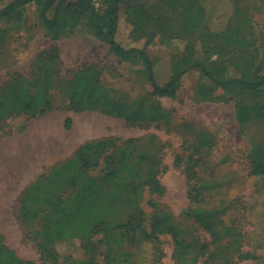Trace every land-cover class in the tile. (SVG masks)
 Here are the masks:
<instances>
[{"label": "rangeland", "instance_id": "1", "mask_svg": "<svg viewBox=\"0 0 264 264\" xmlns=\"http://www.w3.org/2000/svg\"><path fill=\"white\" fill-rule=\"evenodd\" d=\"M94 1L98 12L104 14L108 3ZM123 2L127 7H143L149 17L141 27H135L123 10L118 42L126 48L146 46L161 84L174 72L185 70L177 94L154 95L140 57L122 58L111 51L109 40L97 38L93 24H81L55 41L46 31L37 6H29L28 29L15 32L6 49L0 50H4L0 56V96L12 101L16 93L46 94L53 110H61L77 87L74 78L85 74L92 82L99 80L106 95L96 109L71 110L69 134L78 133L81 145L66 162L48 161L53 149L46 146L40 160L29 148L21 157L26 161L18 162L13 149L16 144L10 138L25 128L29 116L2 117V241L35 264H81L89 258L81 248V238L62 241L59 235L51 236V227L58 219L57 215L49 217L52 205L61 203V214L71 216L77 206L87 203L89 194L109 188V176L129 177V166L137 164L146 182L138 198V217L145 230L151 232L154 212L168 210L192 237L195 248L189 258L197 264H213L211 236L182 216L189 205L185 168L201 159L195 167L198 177L219 180L218 193L212 192L216 202L211 208L222 211L226 219L231 217L243 235L241 252L256 256L236 264H264V175L255 173V164L264 162V119L256 114L259 101L243 88L236 94L224 93L202 69L193 67L204 66L218 80H262L264 0ZM3 28L0 21V40ZM118 107L127 111L126 117L105 112ZM238 108H244L249 116L246 123L239 121ZM88 124L92 127L84 135ZM99 141L112 143L99 146ZM89 144L93 148L83 151ZM59 170L63 174L58 176ZM33 187L37 189L28 207L38 210L37 215L21 213V198ZM128 215L122 220H128ZM121 249V253L130 252L128 238ZM174 251L173 237L158 234L139 251L136 263L177 264ZM101 259L98 255L96 263Z\"/></svg>", "mask_w": 264, "mask_h": 264}, {"label": "trees", "instance_id": "2", "mask_svg": "<svg viewBox=\"0 0 264 264\" xmlns=\"http://www.w3.org/2000/svg\"><path fill=\"white\" fill-rule=\"evenodd\" d=\"M105 2L108 3L107 8L105 13L101 14L94 0H15L13 2L0 0V21L5 24V28L1 30L3 38L0 40V50L1 48L6 49L15 32L20 33L28 29L27 8L36 5L45 29L53 40H60L66 33L81 24L86 26L93 24L97 38L109 40L111 51L122 58L140 57L148 73L154 95L174 97L186 71L174 72L165 83L161 84L156 78V64L150 57L147 47L126 48L117 40L123 10L127 19L135 27H141L146 22L149 17L148 12L141 6L127 7L123 0H105ZM54 49L57 50L56 47ZM4 50L0 51V56L4 55ZM193 67L202 69L213 83L223 89L224 93L236 94L239 88L249 90L259 101L256 114L258 113L264 119V78L258 82L244 79L218 80L204 66L194 64ZM73 84H77V87L72 90L71 94L70 109L72 111L85 112L103 104L106 91L99 80L92 82L91 76L85 74L83 78L76 76ZM12 98L10 101L0 96V122L5 115L23 113L29 116L30 120L46 116L53 110L46 94L16 93L12 95ZM105 112L115 117L127 116V111L120 107L105 110ZM238 118L241 123L249 120L244 108H238ZM70 123L71 119L68 118L67 128L70 127ZM106 143L112 142L99 141L97 145L103 146ZM202 143L204 145V142ZM92 144L87 145L83 151L92 149ZM259 151L256 150L257 153ZM200 161L201 159H197L194 165L189 164L185 168L189 205L183 210L182 216L197 223L211 236L214 249L210 259L213 264H236L241 260H254L256 256L241 252L243 235L231 217L226 219L222 211L211 208V204L216 202L212 192L218 193L219 180L214 176L207 179L199 178L195 167ZM177 165L180 166L179 161ZM255 166V173L264 175V162H258ZM128 170L129 177L109 176L112 179L108 185L109 188L102 191L95 190L92 196L89 194L90 198L87 203L77 206L71 216L61 214V203L53 204L52 214H49V217L57 215L58 219L51 227V236L59 235L62 241L81 238V248L89 257L81 264H137L136 256L146 244L153 243L158 234H169L175 242L173 257L177 264H197V260L189 258L195 248L191 235L175 221L174 216L168 210L154 212L151 216V232L148 233L145 230L141 218L138 217V198L146 182L142 181V172L137 164L130 165ZM62 174V170L57 173L58 176ZM87 183L91 184L92 181L87 180ZM36 189L33 187L22 196L21 213L31 214L33 212V215H37L38 210H31L28 207ZM49 199L53 201L52 197ZM128 212V220H122ZM100 234L102 237L95 240ZM47 236L51 237L49 234ZM125 238H128L131 250L121 253ZM98 255H102L103 259L96 263ZM0 264L35 263L18 256L0 237Z\"/></svg>", "mask_w": 264, "mask_h": 264}, {"label": "crops", "instance_id": "3", "mask_svg": "<svg viewBox=\"0 0 264 264\" xmlns=\"http://www.w3.org/2000/svg\"><path fill=\"white\" fill-rule=\"evenodd\" d=\"M62 50L60 49V56L62 57ZM70 102L67 106H64L58 110H52L49 114L43 117L30 119L25 128L15 132L10 138L15 141L14 151L16 153L15 158L18 162L26 161L21 157L26 156V152L29 148L36 154L38 160L42 154V149L46 146L52 148L50 152V162H66L71 159L76 150L80 147V136L77 134H69V129L66 127V121L71 116ZM83 134L92 127L86 125ZM71 130V129H70ZM11 142L9 144V155L12 153ZM24 154V156H22Z\"/></svg>", "mask_w": 264, "mask_h": 264}]
</instances>
